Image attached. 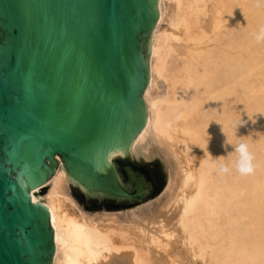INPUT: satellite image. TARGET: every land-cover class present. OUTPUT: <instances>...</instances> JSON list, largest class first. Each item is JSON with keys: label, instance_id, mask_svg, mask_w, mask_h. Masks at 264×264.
Segmentation results:
<instances>
[{"label": "bare ground", "instance_id": "bare-ground-1", "mask_svg": "<svg viewBox=\"0 0 264 264\" xmlns=\"http://www.w3.org/2000/svg\"><path fill=\"white\" fill-rule=\"evenodd\" d=\"M156 3L140 95L146 114L128 154L160 158L163 201L143 217L89 216L71 200L62 164L44 196L42 184L17 179L47 212L51 264H264V85L252 79H264V40L255 39L264 0ZM237 140L253 154L250 174L232 165Z\"/></svg>", "mask_w": 264, "mask_h": 264}, {"label": "water", "instance_id": "water-1", "mask_svg": "<svg viewBox=\"0 0 264 264\" xmlns=\"http://www.w3.org/2000/svg\"><path fill=\"white\" fill-rule=\"evenodd\" d=\"M157 16L156 0H0V264H51L47 212L17 179L41 185L55 157L86 211L163 185L160 164L128 154Z\"/></svg>", "mask_w": 264, "mask_h": 264}, {"label": "rangeland", "instance_id": "rangeland-1", "mask_svg": "<svg viewBox=\"0 0 264 264\" xmlns=\"http://www.w3.org/2000/svg\"><path fill=\"white\" fill-rule=\"evenodd\" d=\"M211 5H209L207 7V16L205 19L202 18L200 21H201V26L204 28L205 31H209L210 30V19L212 17V6L210 7ZM211 12V13H210ZM161 25L158 27V31H161L163 30L164 28H166V26L163 24V22L160 23ZM160 28V29H159ZM152 39V34L150 36V39H149V42L151 41ZM262 47L264 46H260L259 47V51L261 52V54L263 55L264 53V48L262 49ZM263 51V52H262ZM177 53L180 55L183 53V49L180 47L178 50H177ZM254 79V81L256 82H259V80L263 83L264 85V79H256V78H252ZM157 86H158V93L159 94H162L165 92V89H166V85L163 83V81L161 79L158 80L157 82ZM129 159H130V162L134 165V166H141V165H146V164H152V163H158L161 165V172L162 174L164 175V183L163 185L161 186V188L158 190V192L154 195L153 198L151 199H148L146 201H143V202H140L138 204H135L133 206H130L128 208H119V209H99V210H85L83 209L76 201L75 199L71 196L70 194V188H69V185H68V192H69V195H70V198L71 200L75 203L76 207L81 210L84 214L86 215H89V216H94V215H121V214H124V213H130L131 211H134L136 213V215L138 216H142L144 214H149L150 213V209H154L157 207V205H161L160 202L163 201V198H162V192H163V189H164V186H165V183H166V173L163 169V164L160 160V158L158 156H155L151 159H144L143 157L141 156H135L134 154L132 153H129ZM55 161L58 162L56 168L54 169L52 175L50 176V178L42 183V188L40 189L38 195L41 197V196H44L46 193V191L49 189V186H48V183L50 181V179L54 176L55 172L59 169L60 165L62 164L60 158L58 157L57 159L55 158ZM159 199V200H158ZM150 203V204H149ZM146 204V205H145ZM148 208V209H147ZM149 211V212H148ZM147 212V213H146ZM142 213V214H141ZM140 216V217H141ZM53 246V244H52ZM53 252H54V247H53ZM52 256H53V253H52ZM52 256H51V259H52Z\"/></svg>", "mask_w": 264, "mask_h": 264}, {"label": "clouds", "instance_id": "clouds-1", "mask_svg": "<svg viewBox=\"0 0 264 264\" xmlns=\"http://www.w3.org/2000/svg\"><path fill=\"white\" fill-rule=\"evenodd\" d=\"M255 39L257 41L264 40V27L260 28L256 34ZM233 152L235 153L232 165L235 170L241 175H247L253 171V154L249 150V145L243 140H237L233 146ZM221 171H228L226 165H221Z\"/></svg>", "mask_w": 264, "mask_h": 264}]
</instances>
